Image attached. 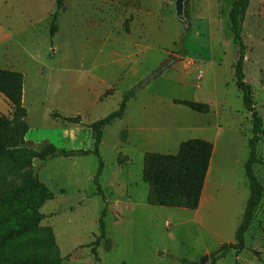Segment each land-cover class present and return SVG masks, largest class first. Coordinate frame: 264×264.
I'll return each mask as SVG.
<instances>
[{"label": "rangeland", "instance_id": "obj_1", "mask_svg": "<svg viewBox=\"0 0 264 264\" xmlns=\"http://www.w3.org/2000/svg\"><path fill=\"white\" fill-rule=\"evenodd\" d=\"M175 1L62 0L51 35L57 0H0V68L23 73L28 110L23 137L16 126L0 127V176L21 147L37 153L33 170L55 194L41 208L42 224L54 230L61 264H100L92 253L97 238L102 264H199L235 241L250 196L245 165L253 118L234 78L238 46L228 17L234 0H188V17L203 23L183 41ZM243 37L246 78L263 119L256 147L261 162L253 166L263 195L245 234L246 249L216 264H264V0H251ZM170 55L181 59L152 76ZM138 85L124 117L103 131L100 194L94 181L99 159L84 154L94 149L90 124L118 109ZM174 99L206 102L210 111L199 113ZM12 113L0 93V116ZM77 115L81 124L63 118ZM191 138L215 146L200 206L150 205L149 184L142 179L145 153H177ZM50 145L54 154H48ZM61 150L74 155L60 156ZM14 180L3 188L16 187L21 175Z\"/></svg>", "mask_w": 264, "mask_h": 264}, {"label": "trees", "instance_id": "obj_2", "mask_svg": "<svg viewBox=\"0 0 264 264\" xmlns=\"http://www.w3.org/2000/svg\"><path fill=\"white\" fill-rule=\"evenodd\" d=\"M250 2L251 0H234L228 13L233 41L238 46L237 59L233 65L235 84L242 93L245 109L252 114L253 118L252 137L249 139L250 155L245 165L250 196L242 221L236 231L235 241L223 243L211 252V264H216L230 252L239 254L246 249L245 234L254 221V212L263 195V186L253 168L255 163L261 162L256 147L260 140L263 119L255 107L253 85L247 80L245 73L248 45L243 37V25ZM57 4L51 35L57 32L55 22L60 15L62 0H57ZM141 88L142 86L138 85L127 91L118 109L90 124L94 149L84 150V154L93 153L99 159V169L94 181L100 194L102 190L99 177L104 170V161L100 153L103 131L108 125L124 117L128 101L134 98ZM0 93L7 97L13 107L11 116H0V127L16 126L21 130L20 137H23L28 132L26 123L28 110L23 103V73L0 68ZM174 103L185 105L199 113L210 111V105L206 102L174 99ZM55 116L61 117L60 114H55ZM63 118L73 124L83 122L80 115ZM4 151L5 149L0 146V154ZM20 151V156L15 158L13 166L7 168L0 176V264H61V250L56 242L54 230L51 226L42 224L45 215L41 212V208L45 202L53 199L55 194L39 181L33 170L32 163L37 153L25 147H21ZM48 151V154H54L56 147L50 145ZM213 152L214 144L203 138H191L181 142L177 153L146 152L142 179L149 184L148 203L153 206L198 209ZM59 155L69 158L74 155V152L61 150ZM119 162H124L123 158L120 157ZM18 174L22 177L21 183H14L16 185L14 188L4 189L3 187H10L15 182V176ZM18 188L22 190V193H18ZM105 216L106 208L100 219V237L102 238L106 234ZM20 230L24 231V236H19ZM99 245L100 240L97 238L92 246V253L95 260L102 264L97 251ZM109 246L110 240H107L106 247L109 248ZM236 264L240 263L237 261Z\"/></svg>", "mask_w": 264, "mask_h": 264}, {"label": "water", "instance_id": "obj_3", "mask_svg": "<svg viewBox=\"0 0 264 264\" xmlns=\"http://www.w3.org/2000/svg\"><path fill=\"white\" fill-rule=\"evenodd\" d=\"M187 3H188V0H176L175 1L176 15L179 18V20L183 23L181 41H183L186 38L188 31L190 29V18L188 17L187 10H186ZM179 59L181 58L177 55L168 56L166 59L162 61L158 69L153 72L152 76L159 75L172 62L178 61ZM209 259H210V255L207 254L200 260L199 264H210Z\"/></svg>", "mask_w": 264, "mask_h": 264}, {"label": "crops", "instance_id": "obj_4", "mask_svg": "<svg viewBox=\"0 0 264 264\" xmlns=\"http://www.w3.org/2000/svg\"><path fill=\"white\" fill-rule=\"evenodd\" d=\"M196 20V19H195ZM204 22H208V23H211L208 19L207 20H205ZM190 29H189V33L191 32V31H194V30H200V27L202 26V23H203V21L201 22V20H199V18H198V21L197 22H195L194 23V19L191 21V19H190ZM191 26H192V29H191ZM188 33V34H189ZM214 151H215V146H214ZM213 154H214V152H213ZM212 159H213V156H212ZM211 165H212V160H211V164H210V168H209V171H208V175H209V172H210V170H211ZM208 175H207V177H208ZM207 180V179H206ZM206 184V183H205ZM205 187V186H204ZM204 192V191H203ZM203 195V194H202ZM202 200V199H201Z\"/></svg>", "mask_w": 264, "mask_h": 264}, {"label": "bare ground", "instance_id": "obj_5", "mask_svg": "<svg viewBox=\"0 0 264 264\" xmlns=\"http://www.w3.org/2000/svg\"><path fill=\"white\" fill-rule=\"evenodd\" d=\"M205 194V193H204ZM210 196V195H209Z\"/></svg>", "mask_w": 264, "mask_h": 264}]
</instances>
